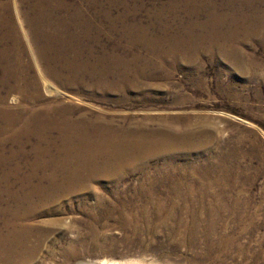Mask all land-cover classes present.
I'll return each mask as SVG.
<instances>
[{
    "label": "rangeland",
    "instance_id": "1",
    "mask_svg": "<svg viewBox=\"0 0 264 264\" xmlns=\"http://www.w3.org/2000/svg\"><path fill=\"white\" fill-rule=\"evenodd\" d=\"M0 1V80L18 54L7 105L39 91L59 116L175 141L34 196L22 213L42 239L26 264H264V0ZM6 124L0 238L18 196L55 171L35 167L38 147L59 153L36 128L22 152Z\"/></svg>",
    "mask_w": 264,
    "mask_h": 264
},
{
    "label": "bare ground",
    "instance_id": "2",
    "mask_svg": "<svg viewBox=\"0 0 264 264\" xmlns=\"http://www.w3.org/2000/svg\"><path fill=\"white\" fill-rule=\"evenodd\" d=\"M7 16L8 19L4 13L0 12L1 20L10 21L11 16L9 14ZM0 52L2 60L6 61L9 56L8 51L2 50ZM11 77H14L17 82L16 90L20 89L18 86V54L13 57L11 65L6 70V75L1 78L0 82L7 83ZM44 82L48 83L46 79ZM27 87L38 89L36 84H28ZM22 91L24 100L17 107L7 105L5 98L0 95V118L7 122L3 130L14 132V140L23 152L24 145L21 143V136L28 135V130L36 128L39 131L40 141L51 143L59 153L56 156L51 149L38 147L40 155L35 162V167L45 164L57 173L61 171L65 175L66 184L61 183L57 173L53 171L46 177L48 185L43 184V180L38 185H33L32 190L26 192L23 197L18 196V210L13 214L14 218L7 222L8 225L12 226L11 230L7 235L0 238V264H26L36 256L42 233L34 230L33 225L28 222V215L23 214L24 211H22V208L34 196L38 195L41 199H47V197L61 195L65 188L71 190L85 186L101 173H107L112 168V160H128L136 154L138 149L141 151L140 156H143L150 149L160 148V146L161 149H168L175 145V141L165 136L166 133L163 134L159 131L138 133L116 129L111 125H97L94 121H87L88 123H86L82 119L73 118L71 115L59 116L57 114L58 109L54 104L35 101L43 100L39 91L35 92L32 97L28 95L27 89L23 88ZM54 129L64 134L62 145L60 144L61 146L58 147L49 140L50 136L47 135V132ZM106 156L108 158L104 159ZM13 157L9 156L10 161ZM28 179L29 182H32L33 177ZM156 207L165 209L160 202ZM103 264L115 263L107 261Z\"/></svg>",
    "mask_w": 264,
    "mask_h": 264
}]
</instances>
